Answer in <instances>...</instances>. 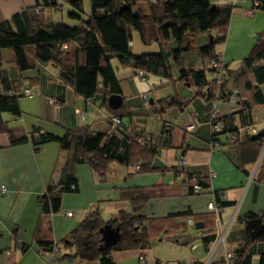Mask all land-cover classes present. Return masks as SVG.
Segmentation results:
<instances>
[{"label": "trees", "instance_id": "1", "mask_svg": "<svg viewBox=\"0 0 264 264\" xmlns=\"http://www.w3.org/2000/svg\"><path fill=\"white\" fill-rule=\"evenodd\" d=\"M64 6L70 8L68 17L77 24L68 26L64 22H50L45 17L46 10H58ZM233 8L214 5L210 0H90L89 13H85L82 0H36L34 7L0 22V113L16 118L22 116L19 101L32 95L37 80L28 74L46 64L73 87L77 97L91 105L97 103L96 114L106 118L65 129L61 135L44 131L41 127L26 132L0 122V133L8 136L11 145L28 142L34 151L48 143H56L69 155L70 163L67 164L73 170L77 165H87L101 180L109 175L111 165L117 164L131 170L133 175L169 172L178 181L175 186L185 188L188 195H201L211 189L214 174L189 173L180 162L172 168L156 167L157 138L146 132L141 124L126 119L128 113L123 105L111 110L107 102L110 96L122 97L117 75L119 69L130 70L141 81L154 78L166 82L171 80L170 67L175 64L179 72L174 82L184 83L194 90V94L180 101L175 97L166 101L162 99L158 101L160 107L153 108L152 113L161 115L168 108L186 110L195 99L207 100L210 104L208 144L211 152L235 147L236 167L246 176L250 175L263 152L253 176L257 188L264 181V130L250 137L242 129L260 124L257 111L264 106L261 90L264 86V30L258 34L251 51L238 67H231L230 63L223 61L219 47L226 39ZM249 10L264 11V0H252ZM134 32L138 33L142 45L157 44L159 51L134 53ZM206 35L208 39L204 44L195 47V42ZM170 41L175 43L174 47L168 46ZM3 50L10 51L8 58ZM192 50L204 60L202 66L181 67L182 54ZM25 90H29L30 95L25 96ZM230 99L234 101V110L222 116L216 104ZM50 101L57 106L61 104L55 98ZM75 113L82 121H87L93 110H75ZM101 122L108 126L104 132L94 129L95 124ZM188 125L193 128L187 130ZM195 129L193 120L185 126L184 145L189 144L188 138ZM194 187H199V191L196 192ZM77 192L74 173L68 171L64 180L47 188L40 196L42 215L58 213L63 196ZM166 192L161 186L122 188L120 197L127 201L129 210L120 211L114 219L120 229L119 242L110 248L102 245L99 229L105 222L95 207L64 239L65 245L73 247L74 253L63 257H74L87 263L114 264L110 257L112 251L150 249L149 230L153 221L142 215V209L147 201L162 197ZM213 194L217 212L208 216L215 224L213 229L205 231V222H192L188 218L190 215L184 213L171 214L154 224L161 226L166 220L183 218L185 223L197 225L199 238L208 248L216 245L221 232L220 210L231 204L221 201L219 192ZM238 222L243 226L241 244L235 251L226 253L217 264H252L254 256L259 264H264V252L258 251L259 245L264 244V213H246L238 218ZM39 244L44 252L47 249L53 252L57 248L53 242Z\"/></svg>", "mask_w": 264, "mask_h": 264}, {"label": "crops", "instance_id": "2", "mask_svg": "<svg viewBox=\"0 0 264 264\" xmlns=\"http://www.w3.org/2000/svg\"><path fill=\"white\" fill-rule=\"evenodd\" d=\"M82 1L84 10L88 12L90 0ZM210 2L214 5L234 7L227 41L232 27L237 32L240 30L238 28L248 29L250 41L246 46L240 48L234 43L229 55L228 44L221 50L223 61L236 68L234 66L238 67L244 58L238 54L244 56L246 51L249 53L256 36L264 30V11L253 10L249 17L247 11L252 8V0ZM35 5L36 0H0V22L7 21L15 14ZM47 18L50 22H66L63 15L59 18L50 13ZM136 39L138 40L133 41L132 50L139 48L140 51L134 53H156L153 45L157 46L158 51L160 49L157 44L140 46L139 36ZM199 39L195 42V47L206 41L205 36ZM253 41L254 43H251ZM168 46L174 47L175 43L170 41ZM192 52L195 55L194 62L186 63L185 57ZM182 61L180 66L183 68L188 66L200 68L204 62L193 50L183 53ZM174 66L177 67L175 64ZM12 69L16 73L15 68ZM117 75L120 79L122 105L125 113H128L126 119L141 124L146 132L157 138L158 152L154 158V165L164 169L172 168L183 157L186 171L189 173L215 175L210 181L211 189L205 190L201 195H188L185 188L175 186V182L178 181L169 172L133 175L131 170L122 169L115 166L116 164L111 165L109 175L101 180L87 165H77L73 170L67 164L69 155L61 151L56 143H48L39 151H34L28 142L11 145L8 136L0 133V264H99L96 261L83 262L74 257H52L47 254L51 253L49 249L45 256H40L42 246L39 243L57 244L59 240L66 239L95 207L98 208L104 222L114 220L120 211L129 210L127 201L120 197L121 189L127 187L161 186L167 192L162 197L147 201L142 209V215L151 219L152 226L154 225L149 230L152 239L150 249L112 251L110 257L114 264H141L139 261L141 255L147 258L145 264H217L226 253L235 251L241 244L243 226L238 222V218L246 213H264V181L257 188L253 182L257 163L250 170V175L246 176L236 167L235 147L228 146L219 151H210L208 144L210 104L207 100L195 99L186 110L168 108L161 115L153 114L152 109L160 107L158 101L172 100L174 97L179 101L185 100L193 96L194 90L177 81L172 84L154 78L141 81L128 69H119ZM28 77L37 78L33 88L35 96L19 101L22 116L16 118L7 113H0V122L6 123L9 127L22 128L26 132H30L33 127H41L44 131L61 135L65 129L84 124L75 110H93L88 122L91 124L93 121H104L106 118L96 114L97 103L91 105L83 98L77 97L73 87L60 79L50 65H40L38 71L31 72ZM176 78L177 75L174 80ZM263 88L264 86L261 90L264 93ZM144 97L147 100H144ZM50 98L61 101V104L59 106L52 104ZM154 101L158 103L153 104ZM216 105L222 116L230 114L235 106L231 99L219 101ZM257 112L260 124L242 129L250 137H255L264 130V106ZM191 120L196 123V129L189 136V144L186 146L183 141L184 128ZM105 125V122L95 124L101 132L108 129ZM136 168L137 166L134 171ZM68 171L74 173L78 184V192L74 193L72 199L80 200V204L72 208L67 200L68 196L64 195L58 213L42 215L40 196L47 188L64 180ZM2 186L5 191L1 190ZM214 192L220 193L221 201L231 204L221 209L218 216L221 231L219 236H223V240L217 248L215 244L208 248L199 238L197 225L195 227L189 225L185 223V219L182 220L183 218L177 221L166 220L167 222L161 226L154 224L171 214L184 213L190 215L188 218H191L192 222H205V231L213 229L215 224L208 217L213 211H209L207 205L215 201ZM69 208L78 212V222H72L74 214L67 216V213H71ZM17 242L23 245V249L16 247ZM259 250L264 252V244L259 245ZM252 264H259L257 256L253 257Z\"/></svg>", "mask_w": 264, "mask_h": 264}, {"label": "rangeland", "instance_id": "3", "mask_svg": "<svg viewBox=\"0 0 264 264\" xmlns=\"http://www.w3.org/2000/svg\"><path fill=\"white\" fill-rule=\"evenodd\" d=\"M88 9H89V7H88ZM70 11V8L69 7H63L62 9H58V10H52V11H49V10H46L45 12H44V15H45V17L47 18L48 17V14H54L55 16H59V18H60V16L61 15H63L64 16V19H65V21L66 22H64V24L66 23V25H68V26H73V25H75V24H77L78 22L77 21H75V20H73V19H70L69 17H68V12ZM85 13H87V12H85ZM88 13H89V11H88ZM85 15L83 14V17H84ZM58 22H60V21H58ZM229 28H230V26L228 25V30H229ZM238 29H240V30H238V32L237 31H235V29H234V27H232V30H231V33H230V37H229V40L227 41V36H228V30H227V33H226V39H225V41H224V43L222 44V46L221 47H219L221 50L222 49H224L226 46H227V44H228V50H227V54L229 55V53H230V50L232 49V46H234V43H236L237 45H239L240 46V48H241V46H246V43L247 42H249L250 41V37H249V34H248V29H247V27H243V28H238ZM250 30V29H249ZM214 35V34H213ZM138 33L137 32H134V36H133V41L134 42H136V40H138V39H136V38H138ZM256 38H257V36H256ZM255 38V39H256ZM208 39V36L206 35V40ZM252 41V40H251ZM255 41V40H254ZM254 41L253 42H251V43H254ZM140 46H144V45H141V43H140V41H139V43H138ZM253 45V44H252ZM229 47H231V48H229ZM147 48V47H146ZM153 48L156 50V53L158 52V48H157V46H155V45H153ZM138 50H139V48H134V51L133 52H138ZM140 51V50H139ZM241 52H242V50H241ZM243 53H244V51H243ZM247 51L245 52V54H244V56H242V54L241 53H239L238 55H241L240 57H245L246 55H247ZM3 54H4V56H5V58H8L9 57V54H10V51L9 50H3ZM194 56L195 55H193V52L192 53H190L189 55H187V57H185V62L186 63H189L190 61H193L194 62ZM196 58V57H195ZM241 58V59H242ZM234 67H237V66H234ZM171 74H172V77H171V80H165L166 82H170L171 84L174 82V77L177 75L178 76V68L177 67H175L174 66V64H171ZM176 68V69H175ZM161 89V88H160ZM263 90H264V88H263ZM33 96H35V91H33V93H32V95H31V97H33ZM25 98H28V97H25ZM30 98V97H29ZM21 100H23V99H21ZM218 107V106H217ZM89 122V120H87V121H84V123H88ZM176 125H178V124H176ZM106 126V125H105ZM152 127H153V125H152ZM94 129L95 130H99V129H97V127L96 126H94ZM262 155H263V152L261 153V157H262ZM261 159V158H260ZM259 161V160H258ZM258 163V162H257ZM115 166H117V167H119V165H115ZM121 168V167H120ZM125 167H122V169H124ZM66 196H68L67 197V200H69L68 202L70 203V205H71V207L73 208L74 206H78L79 204H80V200H73L72 199V197H74L75 196V194H67ZM65 196V197H66ZM69 198V199H68ZM72 200V201H71ZM87 199H84V201H86ZM81 201H83V200H81ZM72 208H69V211L71 212V214H74V218H73V220H72V222H74V223H76V222H78V217H79V214H78V212H76L74 209H72ZM77 210V209H76ZM62 214V213H61ZM107 219V218H106ZM81 220H79V222H80ZM57 250H58V252L57 253H47V254H49L50 256H52V257H56V258H63V256H65V255H73V253H74V249H73V247H71V246H67V245H65V242H64V240H59L58 242H57ZM46 255V253L43 255V256H45Z\"/></svg>", "mask_w": 264, "mask_h": 264}, {"label": "water", "instance_id": "4", "mask_svg": "<svg viewBox=\"0 0 264 264\" xmlns=\"http://www.w3.org/2000/svg\"><path fill=\"white\" fill-rule=\"evenodd\" d=\"M122 97L121 96H110L107 100L108 106L111 110H117L122 106ZM261 158V156H260ZM259 158V159H260ZM259 164H256L255 170ZM115 220H108L104 225L99 229V235L101 243L104 247H114L120 240V229L118 226L114 227L113 224Z\"/></svg>", "mask_w": 264, "mask_h": 264}, {"label": "built area", "instance_id": "5", "mask_svg": "<svg viewBox=\"0 0 264 264\" xmlns=\"http://www.w3.org/2000/svg\"><path fill=\"white\" fill-rule=\"evenodd\" d=\"M255 4H257L256 1H255ZM247 15L250 17V16L252 15V10H248V11H247ZM24 95H25V96L30 95V91H29V90H25V91H24ZM144 99H145V97H144ZM50 102L52 103V101H50ZM192 128H193L192 125H188V126H187V130H191ZM180 163H181V164H184V159H181V160H180ZM213 176H214V175H213ZM194 189H195L196 192L199 191V187H194ZM1 190H2V191H5L4 186L1 187ZM207 209H208L209 211H215V212H217V207H216V205L214 204V202H210V203H208V205H207ZM71 215H72L71 213H67V216L70 217ZM222 240H223V236H221L220 239L218 240V242L216 243V248H217L218 246H220V243L222 242ZM22 246H23V245H22L21 243L17 242L16 247H22ZM57 252H58V250H57V248H55V250H54L52 253H57ZM45 253H46V252L41 251V252H40V256H43ZM139 261H140L141 264H145V263L147 262V258H146V256L141 255V256L139 257Z\"/></svg>", "mask_w": 264, "mask_h": 264}, {"label": "flooded vegetation", "instance_id": "6", "mask_svg": "<svg viewBox=\"0 0 264 264\" xmlns=\"http://www.w3.org/2000/svg\"><path fill=\"white\" fill-rule=\"evenodd\" d=\"M114 227H116L117 225L116 224H113Z\"/></svg>", "mask_w": 264, "mask_h": 264}]
</instances>
